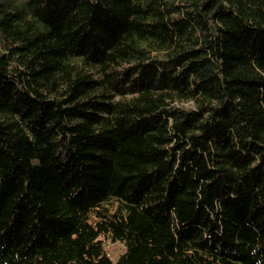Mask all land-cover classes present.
Masks as SVG:
<instances>
[{
  "label": "trees",
  "instance_id": "1",
  "mask_svg": "<svg viewBox=\"0 0 264 264\" xmlns=\"http://www.w3.org/2000/svg\"><path fill=\"white\" fill-rule=\"evenodd\" d=\"M0 264H264V0H0Z\"/></svg>",
  "mask_w": 264,
  "mask_h": 264
},
{
  "label": "rangeland",
  "instance_id": "2",
  "mask_svg": "<svg viewBox=\"0 0 264 264\" xmlns=\"http://www.w3.org/2000/svg\"><path fill=\"white\" fill-rule=\"evenodd\" d=\"M106 248L110 252L111 256L116 259L124 251L125 246L122 242H112L106 239Z\"/></svg>",
  "mask_w": 264,
  "mask_h": 264
}]
</instances>
